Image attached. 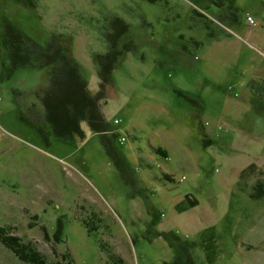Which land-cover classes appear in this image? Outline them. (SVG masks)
Instances as JSON below:
<instances>
[{
	"label": "rangeland",
	"instance_id": "374dc122",
	"mask_svg": "<svg viewBox=\"0 0 264 264\" xmlns=\"http://www.w3.org/2000/svg\"><path fill=\"white\" fill-rule=\"evenodd\" d=\"M113 16L129 24L118 46L135 48L101 101L108 130L82 123L85 138L64 140L43 124V136L27 119L42 123L47 70H11L3 33L57 36L97 91L93 55L108 51ZM0 96V227L49 260L264 264V196L251 197L264 180V0H0ZM189 193L199 203L179 211ZM0 264L31 263L0 239Z\"/></svg>",
	"mask_w": 264,
	"mask_h": 264
},
{
	"label": "trees",
	"instance_id": "16d2710c",
	"mask_svg": "<svg viewBox=\"0 0 264 264\" xmlns=\"http://www.w3.org/2000/svg\"><path fill=\"white\" fill-rule=\"evenodd\" d=\"M155 1V0H151ZM234 0H231L233 6ZM199 14L203 15L199 12ZM232 19H237L235 12L232 13ZM112 30L107 32L109 39V49L107 52L94 53L93 59L98 68L99 89L93 91L88 82L84 79L79 71L77 61L70 54L65 53L62 43L57 36H52L47 45H41L35 40L25 35L18 27L9 24L8 28L2 35V44L6 48L11 61V70L21 66H42L47 70L48 85L38 92L43 104L44 112L40 114L42 120L38 126L27 116V122L32 123L37 129L46 136L47 131L42 127L46 124L50 132L64 140H75L76 138H85V131L82 123L87 124L93 132H105L109 128L102 109L101 101L105 99L107 87L111 79V74L117 65V62L123 50L132 51L135 48L133 41H128L123 48L118 46L121 36L129 30V24L119 16L111 18ZM212 34V33H211ZM195 101V99H192ZM202 133V142L205 146L214 142L204 132L203 126L199 125ZM159 152L167 154L162 149ZM258 165L255 162L250 163L240 172L239 185L242 179L255 173ZM251 197L260 198L264 196V180L258 179L252 187ZM198 199L192 194H186L185 199L177 204L179 211L197 205ZM36 217V216H35ZM64 221L57 219L55 232L52 238L58 243L63 240ZM9 229L0 227V239L9 247L21 260L31 264H72V257L69 251L63 253L60 260H49L40 250H38L31 242H24L18 235L10 234ZM213 227H208L202 231L205 238L214 237ZM185 249L187 245L183 246ZM212 250L209 254L214 259ZM66 261V263H65ZM121 262V259L118 260ZM166 264H183L180 258L174 262H166Z\"/></svg>",
	"mask_w": 264,
	"mask_h": 264
},
{
	"label": "built area",
	"instance_id": "2783aa9c",
	"mask_svg": "<svg viewBox=\"0 0 264 264\" xmlns=\"http://www.w3.org/2000/svg\"><path fill=\"white\" fill-rule=\"evenodd\" d=\"M248 19L250 20L251 23H253V24L255 23L254 19L251 16H248ZM0 100H1V96H0ZM115 122L118 123L119 120L116 119Z\"/></svg>",
	"mask_w": 264,
	"mask_h": 264
}]
</instances>
